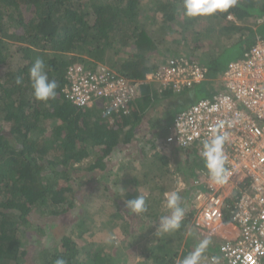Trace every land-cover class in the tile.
I'll return each mask as SVG.
<instances>
[{"label":"trees","instance_id":"obj_1","mask_svg":"<svg viewBox=\"0 0 264 264\" xmlns=\"http://www.w3.org/2000/svg\"><path fill=\"white\" fill-rule=\"evenodd\" d=\"M149 3L154 8L151 15ZM182 5L183 0H0V264H55L58 258L67 264H119L125 260L127 264H148L136 262L135 242L128 250L123 246L104 250L92 242L96 227L80 236L76 225L71 226L76 220L70 219L74 211L85 208L90 217L91 199L105 197L103 192L122 202L139 194L145 197L147 212L130 217L113 203L117 219L129 227L127 235L120 231V236L125 242L134 234L141 237L148 249L143 254L155 264H176L183 241L177 231L185 236L191 229L188 241L192 246L198 236L203 237L192 224L195 213L188 212L179 229L145 238L146 229L156 230L151 225L170 214L165 193L176 190L178 170L183 171L186 187L180 202L183 209L194 179L207 170L191 151L181 150L184 159L175 170L168 157L156 152L148 158L142 151L145 161L136 166L131 160L128 165L133 171L139 167L138 172L130 178H117L113 187L102 175L121 161L116 152L123 154L134 143L148 111L159 102L154 84L141 85L140 96L131 104L132 114L117 118L113 129L96 107L76 108L62 92L67 69L75 64L89 69L104 64L128 79L144 80L169 59L180 57L208 67L207 80L195 87L210 89L229 63L224 68L217 62L223 50L203 42L227 31L235 36L233 42L245 39L248 48L264 38L257 29L264 20V0H235L227 12L195 19L183 14ZM38 58L44 60L49 79L59 85L56 97L46 103L34 99L29 79V69ZM17 77L22 78L19 85ZM90 159L95 160L86 170L101 173L95 177L97 188L92 197L79 195L75 186L82 178L78 176L81 168L75 165ZM123 180L128 185L117 193L115 188ZM149 183L154 184V192L147 190ZM147 213L154 215V222L147 217L141 220L139 216ZM87 216H80L78 229L88 223ZM38 221L36 231L55 245H34L29 227ZM208 239L211 243L205 252L211 255L219 242L216 236ZM189 248L182 259L194 250ZM31 255L36 261L28 260Z\"/></svg>","mask_w":264,"mask_h":264},{"label":"built area","instance_id":"obj_2","mask_svg":"<svg viewBox=\"0 0 264 264\" xmlns=\"http://www.w3.org/2000/svg\"><path fill=\"white\" fill-rule=\"evenodd\" d=\"M207 75L208 67L185 57L169 59L144 80L128 79L104 64L95 69L75 64L67 69L62 92L76 108L96 107L113 129L117 118L132 114L143 83L157 85L159 93H179L204 83ZM212 87L209 96L176 115L165 142L204 162V142L227 134L228 179L216 184L203 170L184 213L194 212L192 224L208 238L218 237L208 264H264V38L231 61ZM225 228L235 230L227 236Z\"/></svg>","mask_w":264,"mask_h":264},{"label":"rangeland","instance_id":"obj_3","mask_svg":"<svg viewBox=\"0 0 264 264\" xmlns=\"http://www.w3.org/2000/svg\"><path fill=\"white\" fill-rule=\"evenodd\" d=\"M147 2V0H144V2ZM149 6L152 8L150 11H149V14L151 15L152 12H154V8L152 7L151 3H149ZM148 14V15H149ZM257 29H259L260 32L258 33H261L262 36H264V20H260L257 24ZM200 30V29H199ZM222 36V37H221ZM235 39V36L232 37V34L230 31H227V32H223L221 33L220 32V36L219 37H213L212 40L208 41L207 42H203L204 45H207V46H211V48H214L215 47H218V50L222 51V54L220 56H222V58L220 60H218L217 62L221 63V65L224 64V68L227 66L228 63H230L231 61L235 60H239L243 57V54H244V51L248 48L247 47V41L245 39L243 40H237V42H233ZM203 60V59H202ZM204 63H205V60H204ZM203 63V64H204ZM202 64V63H201ZM206 64V63H205ZM202 87H197L195 89V96L194 98L192 99L193 101L192 102H196L197 100H199L200 98H203V95H201V89ZM172 93V97L171 99L173 100H180L182 102H180L178 105L172 107L171 109H169V114H168V117L170 119V124L174 121L175 117L177 114L185 111V109L187 107H189L192 102L190 103V101L187 99V92L183 91L181 94H174ZM169 129L166 127L164 130L161 131V133H159L158 135H156L154 138L153 141H155L156 143H159L161 140L163 141L165 139L166 141V136L169 134ZM143 134H144V131H143ZM149 135L152 136L151 134V131L149 132ZM136 140V139H135ZM150 141V140H149ZM138 150V152H137ZM129 151H133V157H132V161H141V153H143L142 151H144L145 153H147L149 151V148L148 147H143V148H135L133 147L131 150ZM129 151H126L124 156L129 152ZM135 153H137L135 155ZM123 154H120L123 156ZM150 154V153H149ZM144 158V157H143ZM120 159L122 160V157H120ZM95 160V159H90L88 161H85L83 162L82 164L80 165H75V168H81V171H79V175L81 178V183H79V185H75L76 186V189H77V192L79 195H89L90 197H92V195L95 193V188H97V186L94 184L95 182V177L96 175H98L99 171L97 172H89L86 170V168L90 165V163ZM127 162L128 160H126L125 164L127 165ZM118 163H122V162H118ZM177 164V162H176ZM173 165V163H171V166L173 168V170L176 169L177 165ZM139 165V164H138ZM121 166L118 164V165H115L114 168H111V169H108L106 170L105 174H106V177L109 179L110 182V186L113 187L114 186V183L113 181H116L117 178H120L118 176L119 173H121ZM139 170V167L136 168L135 171H133L132 169L128 168L127 170L126 169H123L122 170V174H123V179L124 178H130L132 175H134L135 173H137ZM101 174V173H99ZM121 175V174H120ZM102 177V176H101ZM104 178V177H103ZM179 183H182V181L180 182L178 179H177V185H176V190L177 192H179V196L181 197L182 195V192L185 190V182L182 183L183 185L179 187ZM123 185H128V182L124 181L121 183L120 186H118L117 188H115V190H118L117 193H120L119 192V189L123 186ZM149 185H151L149 183ZM175 190V191H176ZM100 191V190H99ZM102 192V191H101ZM170 192H173V191H170ZM106 196L105 197H102L101 195H98L95 199L92 198L91 200V203L89 206V209H90V212H91V215H89L90 217L87 216L86 214V209L85 208H77L73 215H71L70 219H76V220H73L74 223L71 224V226H75L76 225V230H78V234H80V236H82V234H88L90 233V229H92V227H96L95 228V231L93 233H91V235H94L92 239V242L96 243V247H100L101 249H104V250H110V249H115L116 247L118 246H123L125 250H128L129 248L133 247V244L135 242V244L137 245V251H136V254H135V257H136V262H142V261H147L148 264H155L154 263V260L152 259H148L147 256H145L143 254V252L145 250H148L147 248H145V244L143 242V240L141 239V237L137 236V235H133L134 238L130 239H126V242L124 240V238L122 236H120L119 232L122 231V235H127V231L129 229L128 227V224H126V222H121V220H119V218L117 219V215H116V212H115V207H114V203L113 202H116V207H121V209H123L122 213H124V215H126L127 217H130V215L132 216V212L129 211L127 208H126V202H122V200L118 199V197H115V196H111L108 192H103ZM120 196V195H118ZM86 199V197H84ZM105 200V201H104ZM104 201V203H103ZM181 202V200H180ZM124 203V204H123ZM106 204V205H104ZM101 206H104V210H102ZM109 207V208H108ZM81 215H84V216H87V218L89 219L88 220V223L85 224L82 228V230H80V228L78 229L79 227V223L81 221H78L80 216ZM139 215V214H138ZM139 217H143L141 220L145 219L146 217L145 216H139ZM146 220V219H145ZM41 222L38 221V222H34L30 225L29 227V230L31 231L29 233V236L31 237L32 239V242L34 243L35 246H38V245H41V246H47L50 247V246H53L55 244H51L52 242V239L51 238H48V236L46 237V235H41V233L37 232L36 231V227L40 224ZM82 223V222H81ZM120 225V228L117 229ZM192 226H190L191 228ZM156 230L148 233V230L146 229L145 231V238L146 237H151L153 238V236H155ZM200 232V231H199ZM176 233H178V235L182 236L183 238V241H182V245L180 247V249L178 250V255L176 257V264H180V262L182 261L181 259V255L187 253V251L190 249L189 247H194V250H195V247L204 239H208V237L206 235H204L203 233H199V234H202L203 237H199L198 234H196V236H198V241H196L197 243L192 246L193 244H191L189 241H188V237L191 233V229H188V231L186 232L185 236L182 235L180 233V231H177ZM179 237V236H178ZM40 242H36V241H39ZM36 242V243H35ZM51 244V245H50ZM33 245V246H34ZM217 247H219V244H217ZM192 249V252L194 251ZM36 255L38 256V254L41 252V248L38 249V251L36 250ZM33 252V253H35ZM205 257L202 256L200 261H199V264H208V259H209V254L207 255L206 252H204ZM132 255V254H131ZM29 261H36L32 255L29 257L28 259ZM123 261V260H122ZM119 264H127V261L125 260V262H121Z\"/></svg>","mask_w":264,"mask_h":264},{"label":"clouds","instance_id":"obj_4","mask_svg":"<svg viewBox=\"0 0 264 264\" xmlns=\"http://www.w3.org/2000/svg\"><path fill=\"white\" fill-rule=\"evenodd\" d=\"M234 2L235 0H183V14L190 19L210 17L216 13L227 12ZM229 18L234 20L233 17ZM46 68L44 60L38 58L29 69L32 94L37 102L46 103L57 95L58 82L55 79H49ZM16 83L18 85L21 84L22 78L17 77ZM227 139V134H218L205 141L203 145L202 155L209 178L212 182L220 185L226 183L228 179V170L225 167L228 158L224 151ZM165 196L167 207L171 211L169 215L160 217L159 221L154 224L157 226L155 234L169 233L179 229L184 217V209L180 205L181 197L179 194L173 191L165 193ZM126 208L135 214L146 213L147 205L145 197L139 194L136 198L128 200ZM210 243V239L202 240L193 252L182 259L180 264H199L202 253L205 252ZM55 264H67V261L63 258H58Z\"/></svg>","mask_w":264,"mask_h":264},{"label":"crops","instance_id":"obj_5","mask_svg":"<svg viewBox=\"0 0 264 264\" xmlns=\"http://www.w3.org/2000/svg\"><path fill=\"white\" fill-rule=\"evenodd\" d=\"M153 86L155 87V90L158 93V95H160L157 98V100H159V102L153 108H151L148 111L149 113H148V116L145 118L144 123L137 130L136 140H134V143H132L131 145H127L126 146L127 147L126 151L131 150L133 147H135V148H137V147H139V148L148 147L149 151L146 153L148 158L151 157L154 153L159 152L162 155H164V156L169 158L170 164L173 163V165H175L176 162L179 163L181 158H182V160L184 159L182 157L184 155L182 154V152H181V150L179 148H177L175 145H171V144L166 143L165 139L163 141L161 140L159 143H156L155 141H154L155 143H151V141H149V140H154L155 139L154 137L156 135H158L159 133H161V131L164 130L166 127L169 129V132H170V127H171L172 123L170 124V119L168 117L169 109H171L172 107L178 105L182 101H180L181 99L180 100L171 99L172 93H174L173 91H167L165 93H159L157 91L158 90V86L157 85H153ZM196 88L197 87H195L194 89L192 88V89H188V90H182L181 92L174 93V94H181L183 91L187 92V99L191 103L193 101L192 99L195 96V89ZM207 88L208 87L206 86L205 90H202V95L203 96L206 95V94H209V93L211 94V91H212L213 87H211L210 89H207ZM194 103L195 102H192V104H194ZM143 131H144V133L146 135L143 134ZM150 131H151L152 136L149 135ZM126 151H124V154H125ZM137 152H138V150H137ZM118 153H119V151L116 152V155L122 157V160L120 161L122 163H115V164H113L112 167H109L108 169L114 168L115 165L119 164L122 168H121V173H119L118 176L120 178H123L122 170L123 169L127 170L129 168L128 165H129L130 161L132 160V157L134 156L133 155L134 152L133 151H129L125 156H124V154L122 156V155H120ZM136 154L137 153H135V155ZM141 155H142L141 160L145 161V159H146L145 153H144V155H143V153H141ZM126 160H128L127 165L125 164ZM138 164H139V161L136 160L135 161V165L138 166ZM180 170H178V180L181 182L182 181V177H183V171H180ZM105 172H106V170L103 172L102 175L106 176ZM182 183H184V182L182 181ZM182 183H179V187L183 185ZM146 188H147V190L149 192H154V184H153V186L152 185H147ZM167 193H169V192H167ZM145 215H143V216L149 218L150 220L154 219V215H150L148 213L145 214ZM152 222H154V221L152 220ZM156 223H157V221L155 223H153L151 225V227L152 226H156V225H154ZM234 230H235V228H230V230L225 228V229H223V235L230 236V232H231V234H233ZM148 233H150V232H148Z\"/></svg>","mask_w":264,"mask_h":264}]
</instances>
